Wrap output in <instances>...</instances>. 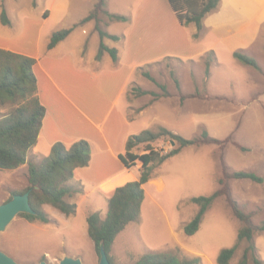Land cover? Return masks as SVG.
<instances>
[{
  "label": "rangeland",
  "instance_id": "obj_1",
  "mask_svg": "<svg viewBox=\"0 0 264 264\" xmlns=\"http://www.w3.org/2000/svg\"><path fill=\"white\" fill-rule=\"evenodd\" d=\"M71 2L74 13L87 7L91 0ZM231 2L238 4L239 0ZM51 4V0H0V8L6 10L8 18L9 15L14 18L17 26L24 28V19H28L27 35L38 34L40 28L44 33L55 26L51 20L43 19L49 15ZM104 9L128 18L109 28L117 21L99 14L102 29L118 33L123 40L119 44L121 51L127 49L130 61L141 67L137 80L129 88L128 113L132 118L143 109L147 111L145 117L136 121L134 129L158 131L164 126L189 139L199 137L203 131L220 140L229 139L223 147L218 144L185 147L180 154L153 167L152 174L161 176L165 187L158 191L154 186H145L141 216L117 236L111 251L112 263L136 264L144 254L172 252L180 259L200 258V264H218L221 250L237 244L242 226L226 198L216 199L197 233L187 235L184 227L199 210L191 199L212 195L220 188L223 164L230 173L252 172L263 178L261 183L233 178L227 183L233 199L245 213L252 215L253 223L256 226L264 223V24L256 30L257 40L249 53L262 68V72H258L234 57L231 51L234 39H213L204 21L200 31L194 24L182 26L167 0H110L109 4L106 0ZM175 30L179 31L182 43L178 47L174 44L172 49L190 59L165 57L160 60L161 50L169 46V36ZM204 37H207L205 41L196 43L198 48L183 44L186 40L190 43L191 39L200 41ZM212 44L216 45L217 52L207 76L206 62L212 58L202 50ZM148 46H151L149 50ZM145 72H149L154 81L148 79ZM135 87L148 93L139 95ZM8 111V106H0V119ZM154 146L168 152L175 145L161 140ZM35 150L44 157L52 151L42 139ZM143 151V146L134 149L138 154ZM31 156L17 170H0V204L28 187L29 162L44 158ZM71 182L69 186L75 195L67 201L77 205L71 220H58V216L64 214L53 206L46 209L51 220L47 225L18 216L0 233V250L19 264H39L43 260L59 264L66 256L79 258L83 264H99L95 244L88 235L87 217L93 212L106 216L108 201L98 190H88L87 196L77 200L82 188ZM87 188L92 186L87 185ZM254 242L256 256L264 261V231L255 233ZM248 247L246 240L238 242L230 264H242ZM246 264H254L250 252Z\"/></svg>",
  "mask_w": 264,
  "mask_h": 264
},
{
  "label": "crops",
  "instance_id": "obj_2",
  "mask_svg": "<svg viewBox=\"0 0 264 264\" xmlns=\"http://www.w3.org/2000/svg\"><path fill=\"white\" fill-rule=\"evenodd\" d=\"M97 1L91 0L87 7L76 10L74 13L79 14L76 16L72 10L71 0H51L50 13L43 19L45 22L51 20L55 26L44 33L40 28L38 34L31 35H27L26 18L22 26L24 28L17 26L10 15V23L4 25L1 21L0 8V49L37 60L34 73L37 77L39 98L47 109L38 142L42 139L50 149L57 142L71 146L76 141L84 139L90 143L91 162L89 166L77 169L72 180L82 188L81 193H77L79 195L77 200L87 196L89 191L98 190L108 201L117 187L140 178L142 164L138 162L135 167L128 169L120 156L126 153V144L132 135L151 129L142 131L134 129L136 121L145 117L146 109L135 117H129V88L133 81L137 80L138 69L141 67L138 63L130 61L131 55L127 49L121 51L119 44H122L123 40L114 41L108 38L104 40L107 47L117 49L118 61L115 62L109 52L100 53L101 39L96 30V22L89 21L79 25L94 9ZM109 2L110 0L108 4ZM120 22L123 21H117L109 28L118 26ZM262 24L264 0H239L238 4H233L231 0H221L218 9L204 19L210 37L234 39L231 40L233 54L238 50L248 54L251 52L257 40L256 30ZM70 28H73L70 35L49 49L53 34ZM107 32L120 36L111 29ZM178 32L175 30L169 36L170 48L166 45L164 50H161L160 60L165 57L188 58L172 49L175 48L174 44L178 47L182 43ZM236 37L240 40H235ZM206 38L200 41H193L190 38V43L186 40L183 44L190 45L192 49L198 48L196 43H202ZM244 40L246 42H243ZM150 48L151 46L147 47L148 50ZM216 48L215 44L205 46L202 53L204 52V55L212 51L216 53ZM170 131L178 133L174 129ZM35 147L29 151L27 162L30 155L34 158L45 156L36 152ZM87 185H91L92 188H87ZM146 185L154 186L158 191L165 187L162 177L156 174H152V178L143 187ZM47 206L50 205L44 206L45 211ZM72 218L65 214L58 216V220L68 221Z\"/></svg>",
  "mask_w": 264,
  "mask_h": 264
},
{
  "label": "trees",
  "instance_id": "obj_3",
  "mask_svg": "<svg viewBox=\"0 0 264 264\" xmlns=\"http://www.w3.org/2000/svg\"><path fill=\"white\" fill-rule=\"evenodd\" d=\"M167 1L182 26L194 24L200 31L203 29L204 19L218 9L221 0ZM105 6L106 0H99L94 9L79 25L95 20L96 30L101 39L100 53L103 51L109 52L113 60L117 62V49L107 47L104 40L108 38L118 41L120 37L102 29L99 14L102 13L116 21H127L128 18L123 15L111 14L104 9ZM1 21L4 25L10 23L4 8L1 13ZM72 30L73 28L63 29L54 33L49 43V49L54 48L66 39ZM208 55L212 59L206 62L207 76L210 75L211 63L215 60L213 51L209 52ZM233 55L242 64L262 72L259 62L251 55L240 50L234 52ZM36 63L35 58L0 49V106L9 107L8 113L0 119V170L13 171L26 164L28 153L37 145L41 134L47 109L39 98L37 77L34 73ZM144 75L154 81L149 72H145ZM162 88L166 90L165 86H162ZM134 90L139 95L148 93L141 88L135 87ZM154 95L158 96L155 93ZM161 140L173 141L175 146L172 150L164 152V149L154 146L155 142ZM228 140L214 138L207 131H203L199 137L189 139L164 127L159 128L158 131L144 130L139 134L132 135L127 141L126 153L121 155L120 159L128 169L135 167L140 162L142 164L140 178L114 190L108 200V212L104 219L99 212H93L87 217L88 235L95 244L98 256L100 257V248L104 245L112 263L111 251L117 236L130 223L139 220L145 200L143 186L152 178V169L155 165L162 164L180 154L185 147H199L205 144H218L223 147ZM139 146L144 148L141 154L134 152V149ZM91 155L90 143L81 139L71 146L57 142L53 145L49 156L42 158L39 162H29V185L24 191L17 192L14 195L29 191L30 203L35 213H23L19 216L29 222L49 224L51 220L44 210L45 205L55 207L66 216L75 215L77 205L67 201V198L72 197L74 193V190L69 186V182L74 179L77 169L89 166ZM222 169L223 176L219 179L220 188L217 191L209 196H199L191 199V202L196 204L199 210L194 218L185 225L184 231L187 235L197 233L207 211L216 199L223 196L242 226L238 232L237 244L221 250L217 258L218 264H230L237 251L238 242L242 240L249 243L242 264L247 263L249 252L252 254L254 264H264V261L256 256L254 242L255 233L264 231V223L260 226L253 223L252 215L245 213L233 199L227 183L230 178L248 179L261 183L263 178L252 172L236 171L230 173L224 164ZM200 262V258L180 259L175 253L163 252L144 254L136 264H200Z\"/></svg>",
  "mask_w": 264,
  "mask_h": 264
},
{
  "label": "water",
  "instance_id": "obj_4",
  "mask_svg": "<svg viewBox=\"0 0 264 264\" xmlns=\"http://www.w3.org/2000/svg\"><path fill=\"white\" fill-rule=\"evenodd\" d=\"M174 146L175 142H171ZM34 214V210L30 203V192L23 194H16L12 199L0 204V233L4 232L7 227L20 215V214ZM99 264H112L109 256L105 250V246L100 248ZM0 264H19L12 257L0 250ZM32 264V263H28ZM39 264H50L46 260L41 261ZM59 264H83L79 258L66 256L60 260Z\"/></svg>",
  "mask_w": 264,
  "mask_h": 264
}]
</instances>
